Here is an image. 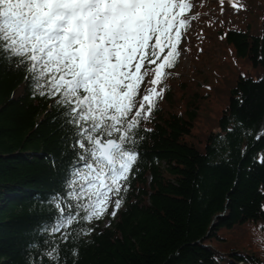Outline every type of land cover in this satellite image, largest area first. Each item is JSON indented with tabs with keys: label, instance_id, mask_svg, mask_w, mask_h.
Returning a JSON list of instances; mask_svg holds the SVG:
<instances>
[{
	"label": "trees",
	"instance_id": "obj_1",
	"mask_svg": "<svg viewBox=\"0 0 264 264\" xmlns=\"http://www.w3.org/2000/svg\"><path fill=\"white\" fill-rule=\"evenodd\" d=\"M236 1L245 7L214 0L215 14L197 12V32L232 55V66L209 68L203 76L207 94L223 101L215 129L191 140L204 97L171 82L180 57L145 125L152 131L144 132L125 203L116 218L109 208L88 225L95 230L80 238L76 264H264V0ZM25 77L0 65V264L36 260L38 250L30 245L45 246L47 234L38 228L42 216L51 215L38 208L61 190L62 162L69 159L61 156L58 109L47 97L33 96ZM77 226L54 234L68 264L74 244L61 237ZM43 261L51 264L46 256Z\"/></svg>",
	"mask_w": 264,
	"mask_h": 264
},
{
	"label": "snow or ice",
	"instance_id": "obj_2",
	"mask_svg": "<svg viewBox=\"0 0 264 264\" xmlns=\"http://www.w3.org/2000/svg\"><path fill=\"white\" fill-rule=\"evenodd\" d=\"M193 7V0H0V65L24 71L32 95L58 109L61 156L69 157L61 190L38 208L51 215L38 228L45 246L30 245L38 250L33 264L45 256L68 264L54 234L74 222L61 240L73 242L76 264L80 238L95 230L88 225L125 203ZM259 159L264 164V153Z\"/></svg>",
	"mask_w": 264,
	"mask_h": 264
},
{
	"label": "rangeland",
	"instance_id": "obj_3",
	"mask_svg": "<svg viewBox=\"0 0 264 264\" xmlns=\"http://www.w3.org/2000/svg\"><path fill=\"white\" fill-rule=\"evenodd\" d=\"M213 1L214 0L209 3L208 1L201 3L199 0L197 2L196 0H193V12L189 16L191 21V30L184 39L180 65L178 69L174 71V80L171 81L176 83V85L179 83H185V88L193 89L192 91H200L199 93L201 97H204L198 126L194 131V139H191L195 142H198L206 133L215 129L216 120H218V116L223 106V101L220 97L214 95L213 93H210V95L207 94L206 84L204 82L203 76L209 74V68H211V70L216 68L227 69L229 66H232V55L231 53H229L228 48L219 47L215 40L208 38V36H206L202 31L200 33L199 31L197 32L196 29L197 25L199 24V20L197 21V12L209 10L210 12L208 13V15L216 13L217 7L215 5H212ZM226 1H228L231 5L238 4L236 0ZM194 58L196 59V61H194ZM193 74L197 75V81H194V79H192ZM150 78L151 77L149 76L148 79ZM197 83H200V86H197ZM197 88H199L200 90H198ZM176 92L178 97L182 96V92ZM186 92V97H189L191 93L189 91ZM182 98L184 99L185 95ZM109 208L110 216L113 217L111 215L112 207ZM117 214L118 213L116 212L114 218L117 217ZM105 225L109 226V221H106Z\"/></svg>",
	"mask_w": 264,
	"mask_h": 264
}]
</instances>
